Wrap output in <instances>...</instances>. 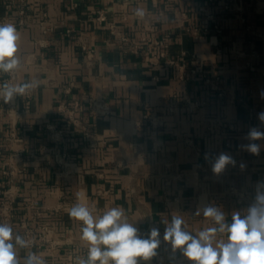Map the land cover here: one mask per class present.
Here are the masks:
<instances>
[{"label": "crops", "instance_id": "0c3cea01", "mask_svg": "<svg viewBox=\"0 0 264 264\" xmlns=\"http://www.w3.org/2000/svg\"><path fill=\"white\" fill-rule=\"evenodd\" d=\"M9 1L0 0V23L15 25L21 65L11 81L0 73V85L38 86L11 103L0 96V190L17 188L14 233L24 237L21 222L32 228L48 224L59 242L18 249L19 258L29 251L46 264L86 258L82 222L68 215L77 203L94 215L120 207L141 233L159 227L161 237L173 215L193 233L218 227L202 212L194 215L209 204L228 223L235 212L246 215L257 192H264V140L256 141L259 156L239 147L248 143L250 128L264 130L257 116L264 111V0H13L7 6ZM200 6H207L211 19ZM138 8L143 18L135 15ZM98 10L117 22L115 34L92 20ZM44 14L48 32L39 25ZM191 27L208 31L196 40ZM124 36L137 51L127 49ZM153 39L167 43L164 57ZM83 45L95 50L91 65L83 60ZM91 97L104 101L110 113L92 114ZM62 101L79 103L76 117L98 148L57 113ZM220 152L233 156L236 166L214 174L205 154ZM3 167L13 175L3 174ZM231 186L246 197L238 201ZM29 204L44 217L32 221ZM216 239L226 242V235ZM158 252L151 264H187L168 242Z\"/></svg>", "mask_w": 264, "mask_h": 264}, {"label": "clouds", "instance_id": "9594fccd", "mask_svg": "<svg viewBox=\"0 0 264 264\" xmlns=\"http://www.w3.org/2000/svg\"><path fill=\"white\" fill-rule=\"evenodd\" d=\"M135 15L143 18L145 11L138 8ZM19 39L14 24L0 23V73H12L20 67L21 61L16 55ZM37 86L35 81L15 85L4 83L0 85V96L5 103H11ZM260 95L264 98V91ZM257 116L264 123V111ZM245 139L248 143L240 145V149L259 156L261 146L256 141L264 140V130L253 126ZM205 159L211 162L214 174L222 173L229 165L236 166V160L227 152L214 157L206 153ZM239 167L243 170L246 165L240 163ZM259 183L264 186V181ZM93 211L83 203H77L68 211L70 218L82 222L80 239L87 244L86 258L77 257L76 264H151L159 255L162 241L168 242L173 254L179 252L185 257L187 264H264V192H257L246 215L233 213L230 223L226 222L225 213L211 204L197 208L194 215L202 212L205 218H211L218 225L198 233L189 231L179 215L172 216L161 237L159 227L141 233L120 207L110 208L101 215H94ZM218 234L226 235V242L217 240ZM31 244L14 233L11 224L0 223V264H46L35 252H27L22 259L18 257V249H28Z\"/></svg>", "mask_w": 264, "mask_h": 264}, {"label": "built area", "instance_id": "2783aa9c", "mask_svg": "<svg viewBox=\"0 0 264 264\" xmlns=\"http://www.w3.org/2000/svg\"><path fill=\"white\" fill-rule=\"evenodd\" d=\"M208 1H212V0H208ZM21 2H23V0H21ZM12 3H13V0H10L7 3V6H10ZM199 9L201 12L206 14V17L208 19H211L212 15L208 12L207 6H200ZM24 12H25V8H22L19 10L20 15H23ZM47 20H48V18L46 16V14H44L43 20L39 22L40 29L42 30V32H48V31L52 30V27L46 25ZM92 20L94 22H96L100 28L108 30L111 34H115L117 22L116 21H109L103 10H98L96 12V15L92 18ZM242 20L244 21V18H242ZM23 22H24L23 19L20 18L19 24H23ZM207 31H208L207 28H205L203 30H200L196 27L188 28V32L191 34L192 38L196 39V40L202 36L203 32H207ZM245 31H248L249 33L253 34L252 30L250 29V26H246ZM67 34H69V30H67ZM120 40L124 44H126L127 49L130 52L137 51L136 44L133 43L128 37H125V36L121 37ZM141 40L147 41L148 38L146 35H143L141 37ZM153 43L156 46L161 48L160 57H164L165 56L164 49L167 48V46H168L167 43L164 40H159V39H153ZM82 51H83L84 62L87 65H91L94 61V58H95V50L93 48H89V47L83 45ZM235 53L238 56L243 54V52H240V51H236ZM157 60L158 59L155 56H152L151 59L149 60V63L155 65V64H157ZM193 61L195 63L198 62L199 61L198 57L193 56ZM168 62L170 64H175V62L173 60H168ZM179 68L182 71L183 66H179ZM192 71L195 72V70H192ZM8 74H9L10 81L12 79H15V77H16L15 71L12 73H8ZM181 77H183V74ZM203 77H204L205 81H207V82L209 81L208 77H205V76H203ZM89 102H90L89 111L92 114H94V115H107L110 113V108L104 101L91 97L89 99ZM10 109H11V112L13 113V107L12 106L10 107ZM78 110H79V103L76 101L73 102L72 104H68V103L62 101V102H59L56 106L57 113L65 114L66 117L68 118L69 122H71L74 126L82 129L83 134L85 135V137L89 141V146L92 148H98V144L92 138V135L90 134V132L84 126H82L81 121L76 117V113L78 112ZM2 172H3V174H10V176L13 175L12 171H8V170L4 169V167H3ZM10 182L12 183V179H10ZM16 193H17V188H16V186H13V185H10L5 189L0 190V195H1L0 223H9V224L13 223V218H14L13 204L15 201ZM229 193L236 195L238 201H240L241 199L246 197V193L244 190H241V189L234 187V186H231L229 188ZM29 206L31 208H33V212L30 216L32 221L35 222L38 219L44 217L45 212L43 210H41L38 207H35L33 204H29ZM21 228L23 229V232H24V238L26 240H29L32 242L31 246H33V245L41 246L43 244H46L49 248H52L59 243L58 240L56 239L55 235H54L53 228L51 226H49L48 224H39L35 228H32V227L27 226V224L25 222H21Z\"/></svg>", "mask_w": 264, "mask_h": 264}]
</instances>
